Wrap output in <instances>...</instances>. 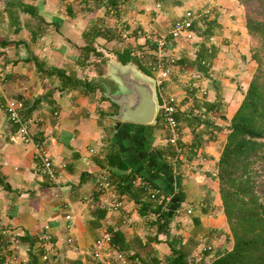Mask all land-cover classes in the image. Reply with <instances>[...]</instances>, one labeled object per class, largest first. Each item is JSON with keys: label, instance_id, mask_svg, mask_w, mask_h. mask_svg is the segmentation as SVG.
Instances as JSON below:
<instances>
[{"label": "crops", "instance_id": "0c3cea01", "mask_svg": "<svg viewBox=\"0 0 264 264\" xmlns=\"http://www.w3.org/2000/svg\"><path fill=\"white\" fill-rule=\"evenodd\" d=\"M99 1L100 6L90 18L80 0H0V38L7 39L5 45L0 42V222L7 229L0 233V264H29V241L22 238L27 234L41 248V264H73L74 258H81V264H86L87 256L94 258L96 264L94 241L107 230L112 233L119 229L125 236L134 235L142 241L149 238L154 231L149 225L152 221L138 214L132 199L123 196V206L118 209L105 206L109 190L101 189L98 198L106 209L100 225L94 227L89 221V202L97 188L96 178L105 171L96 159H103L108 151L109 135L124 154L130 171L140 176L154 174L162 191L159 199H167L172 212L170 234L184 244H194L192 255L210 245L208 258L215 249L231 246L214 175L226 125L255 68L242 6L236 0H216L214 11L205 16L200 14L206 0H120V8L109 0ZM187 8L198 13L192 36L170 38L169 50L178 59L194 58L202 41L195 27L213 17L216 26L211 38L204 41L208 53L213 50V55L204 63L205 71L176 62L166 81L168 92L179 100L178 109L194 108L203 119L196 127L193 147L192 131L186 123L180 124L186 148L176 159L170 157V164L162 153L169 144L164 128L155 129L149 142L146 124L121 121L110 113L111 121L105 122L100 108L107 107L109 101H100L97 93L93 96L59 89L58 82L53 84L48 77H41L29 59L36 54L49 66H66L78 76H93L95 72L86 62L87 55L91 59L95 56L92 51L86 54L84 47L91 37L89 30L107 27L111 28L107 37L98 35L94 39L97 49L130 47L142 63H147L154 52L148 35L166 33ZM13 17L17 22L12 23ZM121 29L130 33L128 39L121 36ZM137 29L142 33H136ZM112 32L120 37H114ZM107 54L110 60H116L114 54ZM191 88L204 100L213 101L219 95L220 104L213 109L205 104L196 106L187 96ZM51 89V98L43 96L27 114L25 99ZM11 98L23 102L21 114L32 135L27 142L2 109ZM37 139L41 140V148L34 143ZM40 152L51 160L50 174L41 170ZM82 172L85 181L75 189ZM188 206L191 212L186 211ZM67 213L70 218L65 217ZM126 215L131 216L130 222L123 221ZM46 230L51 238L45 241ZM155 247L159 256L170 252L164 240L155 243ZM43 253L47 254L45 261ZM101 254L106 259L99 264H140L118 257L117 246L111 242L104 243Z\"/></svg>", "mask_w": 264, "mask_h": 264}, {"label": "trees", "instance_id": "16d2710c", "mask_svg": "<svg viewBox=\"0 0 264 264\" xmlns=\"http://www.w3.org/2000/svg\"><path fill=\"white\" fill-rule=\"evenodd\" d=\"M80 1L90 18L101 4L99 0ZM236 1L243 8L249 52L255 61V68L244 90L240 104L226 125V136L215 163L214 176L218 183L220 208L228 224V240L231 241V246L224 250L215 249L212 256L208 258L206 257L211 252L212 247L200 249L201 253L192 255L194 244L189 242L184 244L180 238L170 234L169 223L172 212L169 207L162 209L164 198L159 199V195L162 193L161 189L158 197H151L147 187L133 182L135 173L129 170L130 166L124 160V154L109 135L106 136L107 140H110L107 141L108 151L103 159H96L97 163L104 168L107 178L114 185L116 191L127 199L133 200L138 214L141 215L148 211L158 213L156 219L149 223L154 231L144 241L134 235L125 236L119 229L112 231L111 243L117 246L118 252L128 262H139L140 264H264V0ZM121 2L120 0H109L111 5L119 4V8ZM119 8L117 11L120 10ZM4 9L6 10L7 7L5 6ZM15 22L17 20L13 17L12 23ZM194 24L192 28L195 26ZM215 26L213 17L205 18L203 25H197L195 29L202 35V41H200L196 56L190 60L176 58V62L185 66H193L196 71H205L207 67L204 63L208 57L213 55V50L208 53V47L204 41L212 35ZM110 31L111 28L107 27L103 30H89L88 36L91 37L84 47V52L89 54L92 51L95 56L91 59L87 55L88 61L86 62L90 69L95 72L93 76H78L76 71H72L66 66L58 68L49 66L36 54H32L33 56H30L29 59L33 60L34 69L40 76L48 77L53 84L58 82L55 84L59 89L69 88L93 96L97 93L100 101H109L107 107L100 108V115L114 113L117 110V105L104 94L105 84L111 85L112 89L116 88V84L108 76H104L107 60L110 57L107 53L114 54V58L122 63L134 62L147 74L152 72L147 63H142L130 47L113 48L112 50L97 49L93 44L95 37L98 35L107 37ZM111 35L120 37L113 32ZM170 38L172 37H168L167 44ZM0 42L5 45L7 39L0 38ZM53 89L41 92L34 98L25 99L24 105L27 114L37 107L43 96L49 95L51 98ZM195 92L196 89L191 88L187 96L192 98L196 106L197 104H205L213 109L220 104L219 95L213 101H209L204 100L202 95H197ZM175 117L179 121V125L184 122L189 126L193 133L191 143V147H193L197 140L196 127L203 119L197 115L194 108L189 110L177 109ZM14 127V129H18L15 123ZM158 128H163L160 111L155 124H146L145 136L149 142H152L153 132ZM108 130L111 131V128ZM165 147L167 150H162V153L165 154L163 157L167 155L166 161L170 164L169 158L174 156L175 152L170 144L166 143ZM153 175L146 174L143 177L151 185L158 186ZM84 176L85 173L82 172L79 184L75 185V189L85 181ZM100 194L101 190L97 187L92 192L93 198L89 202L91 214L89 221L94 227L100 225V219L106 214V209L98 203ZM26 236H22V238L29 241V264H41L39 259L41 248L35 244V239L31 238L30 234ZM3 239L6 238L3 237ZM161 240L166 241L170 246V252L163 256L158 255L155 247V243ZM42 260L45 261V259ZM71 261L74 262L73 264H81V258H74ZM93 261L94 258L86 257V264H93Z\"/></svg>", "mask_w": 264, "mask_h": 264}, {"label": "built area", "instance_id": "2783aa9c", "mask_svg": "<svg viewBox=\"0 0 264 264\" xmlns=\"http://www.w3.org/2000/svg\"><path fill=\"white\" fill-rule=\"evenodd\" d=\"M218 5L216 0H206L204 6L202 7L200 15H210L215 7ZM198 18V13L193 9L187 8L180 16L173 20L171 25L168 28L166 33H162L157 36L148 35L151 43L154 47V52L149 60H147V65L149 66L152 75L155 78L156 87L158 96L160 97V113L162 118L163 128L167 132V141L172 146L173 151L175 152L174 159L178 156H181L184 152V148H186L183 135L181 133V127L179 125V121L175 117V112L179 108V100L174 93L168 92L166 81L169 79L171 73L173 72V66L176 64V55L169 50V46L167 44L168 37H178L180 35H184L187 38H190L193 33L192 26L195 20ZM121 36L124 38H129L130 33L125 30H120ZM136 33L141 34L142 30L137 29ZM211 36L209 37V39ZM2 109L6 112L7 117L12 123L17 124L18 132L22 134L24 141H29L32 139L31 132L29 130L28 121L24 118V115L21 114V109L23 107V102L20 99L12 98L7 100ZM35 145L41 148V140L37 139L34 141ZM41 161V170L44 173L50 174L52 165L51 160L48 156L44 155L40 152ZM133 182L138 184H143L147 187L149 191V195L151 197H158L160 194V188L157 185H151L150 182L144 178L143 176L134 175ZM96 185L100 190H109L110 197L109 200L105 203L106 207L110 209H118L123 206L124 200L123 196L119 194L114 185L106 176V171L100 172L96 178ZM160 197V195H159ZM162 198H160L161 200ZM167 199L164 198V202L162 205V209H167ZM192 208L188 206L186 208L187 212H191ZM156 211H148L144 214H141L143 218L148 221H153L157 217ZM66 218H70V214H65ZM131 220L130 215H126L123 219L124 222ZM45 229H47V225H45ZM7 229L3 227L0 222V233H6ZM112 233L110 231H105L100 237L96 238L94 241V249L93 254L96 257V264H99L105 257L102 256L101 250L105 242H111ZM51 235L48 230L44 233L43 239L49 240ZM210 248V245L206 246ZM204 247V249L206 248ZM43 259L47 258V254H42ZM118 257H122V254L118 252ZM106 259V258H105Z\"/></svg>", "mask_w": 264, "mask_h": 264}, {"label": "water", "instance_id": "95a60500", "mask_svg": "<svg viewBox=\"0 0 264 264\" xmlns=\"http://www.w3.org/2000/svg\"><path fill=\"white\" fill-rule=\"evenodd\" d=\"M104 76L115 84H105V96L117 105L110 113L112 118L139 124H155L160 110V101L153 75L142 71L134 62L122 63L107 60Z\"/></svg>", "mask_w": 264, "mask_h": 264}, {"label": "rangeland", "instance_id": "374dc122", "mask_svg": "<svg viewBox=\"0 0 264 264\" xmlns=\"http://www.w3.org/2000/svg\"><path fill=\"white\" fill-rule=\"evenodd\" d=\"M113 57V56H112ZM113 59H115L114 57H113ZM150 75H152V73L150 74ZM12 99V98H11ZM9 100V99H8ZM102 117L105 119V122H107V123H109L110 121H111V118L108 116V115H102Z\"/></svg>", "mask_w": 264, "mask_h": 264}]
</instances>
